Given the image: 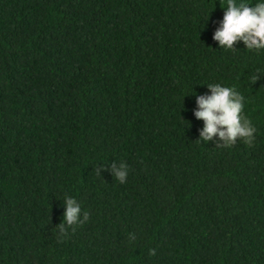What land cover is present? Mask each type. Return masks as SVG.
Returning <instances> with one entry per match:
<instances>
[{"label": "trees", "instance_id": "trees-1", "mask_svg": "<svg viewBox=\"0 0 264 264\" xmlns=\"http://www.w3.org/2000/svg\"><path fill=\"white\" fill-rule=\"evenodd\" d=\"M226 7L0 0V264H264V49L220 47ZM216 83L251 147L199 141ZM66 195L89 219L62 236Z\"/></svg>", "mask_w": 264, "mask_h": 264}, {"label": "clouds", "instance_id": "clouds-1", "mask_svg": "<svg viewBox=\"0 0 264 264\" xmlns=\"http://www.w3.org/2000/svg\"><path fill=\"white\" fill-rule=\"evenodd\" d=\"M214 40L219 42L221 48L235 49L238 41H243L247 49L257 51L264 49V3L251 6L246 3L237 4L235 0H227L223 21L215 32ZM261 77L259 70L253 75L252 80L257 82ZM211 95H197L198 110L194 115L198 120H203L205 126L200 132V140L213 142L215 137L216 147H231L237 143L238 138L252 146L256 128L245 115L242 117L244 96L234 87H225L219 83L208 84ZM222 142V143H221ZM111 172L116 180L125 183L129 166L125 162L112 163ZM99 176L100 169L95 170ZM66 212L63 222L58 226L62 236H67V227L84 224L89 219V213L83 212L81 219V207L76 199L65 196ZM131 240L135 235L130 236ZM155 255V250H150Z\"/></svg>", "mask_w": 264, "mask_h": 264}]
</instances>
